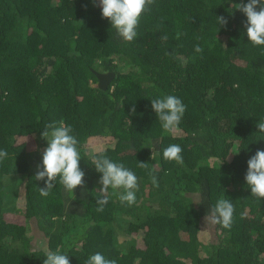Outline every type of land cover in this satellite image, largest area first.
<instances>
[{"label":"trees","instance_id":"16d2710c","mask_svg":"<svg viewBox=\"0 0 264 264\" xmlns=\"http://www.w3.org/2000/svg\"><path fill=\"white\" fill-rule=\"evenodd\" d=\"M247 2L155 0L126 42L99 0H0V150L8 152L0 161V264H43L57 250L70 264L96 252L117 264H264V199L244 179L247 161L264 150V46L246 35L236 5ZM108 71L113 78L98 87L96 72ZM164 95L186 105L172 133L151 108ZM61 120L78 140L85 183L71 193L58 177L42 197L41 133ZM171 144L181 146L182 164L163 158ZM94 156L134 172V204L109 189L96 210L102 174ZM20 184L23 225L8 217ZM220 198L234 205L230 229L206 221Z\"/></svg>","mask_w":264,"mask_h":264},{"label":"clouds","instance_id":"9594fccd","mask_svg":"<svg viewBox=\"0 0 264 264\" xmlns=\"http://www.w3.org/2000/svg\"><path fill=\"white\" fill-rule=\"evenodd\" d=\"M95 3V0H93ZM155 0H99L98 6L102 10V18H107L116 34L126 42L133 41L137 36V26L141 14L151 6ZM236 8L246 17L244 26L249 42L254 46H264V0H248L237 4ZM258 9V10H257ZM220 26H226L225 17H217ZM167 39V37H161ZM197 53L202 52L199 45ZM151 108L161 122L165 133H172L178 128L186 111V105L175 95H164L153 98ZM134 111V108H133ZM257 128L264 136V119L259 120ZM72 128L66 126L63 120L52 122L45 126L41 137L47 141V147L42 153V163L37 165L36 181H44V187L39 188L42 197H47L55 186L59 177L60 184L68 192L73 193L77 186H83L84 171L80 168V151L78 140L72 135ZM182 148L178 144H171L163 149V158L168 161L183 163ZM8 152L0 150V161L7 158ZM93 165L101 173L98 183L102 185L97 198V211L103 212L108 203L109 189H123L118 198L121 203L132 205L136 202L138 190L137 176L123 164L115 163L105 156H94ZM247 172L244 177L251 190V196L264 199V150H257L247 161ZM140 168L147 169L148 163L139 162ZM153 186L159 187L158 179L153 172H149ZM46 178V179H45ZM24 212V210H23ZM234 205L229 199L220 198L206 215V221L212 225H220L224 229L232 226ZM43 264H70L67 254L57 251H47ZM85 264H117L115 259H107L96 252L88 257Z\"/></svg>","mask_w":264,"mask_h":264},{"label":"rangeland","instance_id":"374dc122","mask_svg":"<svg viewBox=\"0 0 264 264\" xmlns=\"http://www.w3.org/2000/svg\"><path fill=\"white\" fill-rule=\"evenodd\" d=\"M95 147H100V145L95 146ZM18 190H19V195H18L16 202H15L17 210L15 213H12L8 217H9L10 221H13L15 223H19V224L23 225L24 218L22 217V215H23V210H24L25 193H24V187L22 184H20V188ZM28 234H30L29 231H28ZM35 239L37 240V236L34 233L32 241L35 243L40 242V241H36Z\"/></svg>","mask_w":264,"mask_h":264},{"label":"water","instance_id":"95a60500","mask_svg":"<svg viewBox=\"0 0 264 264\" xmlns=\"http://www.w3.org/2000/svg\"><path fill=\"white\" fill-rule=\"evenodd\" d=\"M114 73L113 72H96L97 77V86L100 88H106V86L109 84L110 80L113 78Z\"/></svg>","mask_w":264,"mask_h":264}]
</instances>
